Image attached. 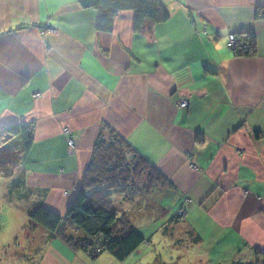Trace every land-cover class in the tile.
I'll return each mask as SVG.
<instances>
[{"label": "crops", "instance_id": "obj_1", "mask_svg": "<svg viewBox=\"0 0 264 264\" xmlns=\"http://www.w3.org/2000/svg\"><path fill=\"white\" fill-rule=\"evenodd\" d=\"M163 2L168 18L138 31L130 9L99 30L96 10L77 0H0V129L26 124L33 135L0 175L1 196L23 215L16 224L40 205L65 214L100 132L113 130L164 178L110 190L146 238L124 259L90 257L35 226L38 236L12 241L33 250L21 264H165L151 256L158 232L205 263L264 253V17L254 16L264 0ZM247 32L254 53L235 55L229 35Z\"/></svg>", "mask_w": 264, "mask_h": 264}, {"label": "trees", "instance_id": "obj_2", "mask_svg": "<svg viewBox=\"0 0 264 264\" xmlns=\"http://www.w3.org/2000/svg\"><path fill=\"white\" fill-rule=\"evenodd\" d=\"M82 7L97 12L96 28L110 30L118 11H133L134 30L151 29L165 21L169 12L163 0H77ZM254 16L264 17V6L257 5ZM236 36V35H235ZM255 40L250 32L236 36L230 47L235 55L254 53ZM33 143L30 125L13 124L0 129V175L9 176L29 153ZM145 174L146 189L161 184L164 178L138 152L113 130L99 133L82 181L63 216L40 205L28 215L27 228L40 226L48 237H58L73 250L90 257L107 251L122 260L146 238L132 225L125 213L118 214L110 190L125 193L136 185L135 178ZM128 196H124L126 199ZM99 249V250H96ZM251 263L264 264V253L255 251Z\"/></svg>", "mask_w": 264, "mask_h": 264}, {"label": "rangeland", "instance_id": "obj_3", "mask_svg": "<svg viewBox=\"0 0 264 264\" xmlns=\"http://www.w3.org/2000/svg\"><path fill=\"white\" fill-rule=\"evenodd\" d=\"M1 180L2 177L0 176V181ZM144 180L145 174L142 173L135 178L138 184H143ZM22 216L20 209L17 206L8 205L7 201L3 199L0 194V264H21V260H23L21 258L24 256L23 253H26L27 256L34 254L31 247H25L26 244L20 242L15 245L14 242L12 243L14 237L19 240L24 239L26 236L33 237L39 234V230L33 232L34 230H30L26 226H23L21 229L20 226L16 224ZM132 217L133 219L136 218L135 222L139 221L137 215L133 214ZM145 232L147 233V231ZM151 242V256L154 257V254H156L164 260L165 264H214V262L211 263V261L207 263L199 261L195 258L189 243L176 242L169 234L164 237L162 232L155 233L153 237H151ZM31 243L32 242H30V244ZM4 253L8 255V257H6ZM10 255H15L16 258H10ZM27 264H29V262Z\"/></svg>", "mask_w": 264, "mask_h": 264}, {"label": "built area", "instance_id": "obj_4", "mask_svg": "<svg viewBox=\"0 0 264 264\" xmlns=\"http://www.w3.org/2000/svg\"><path fill=\"white\" fill-rule=\"evenodd\" d=\"M236 41V36L234 34H230L228 37V46L231 47L233 45V43ZM38 93H34L33 96H37ZM187 104V100L186 99H181L179 101V106L180 107H185ZM62 132L65 134L66 136V143L68 145V148L70 149V151H72L74 144H73V140L72 138L69 136V128L68 127H62ZM99 250V249H96Z\"/></svg>", "mask_w": 264, "mask_h": 264}, {"label": "clouds", "instance_id": "obj_5", "mask_svg": "<svg viewBox=\"0 0 264 264\" xmlns=\"http://www.w3.org/2000/svg\"><path fill=\"white\" fill-rule=\"evenodd\" d=\"M229 47V46H228ZM64 134V133H63ZM65 135V134H64ZM69 136H70V132H69ZM66 137V136H65ZM67 144V143H66ZM73 144H74V142H73ZM68 146V145H67Z\"/></svg>", "mask_w": 264, "mask_h": 264}]
</instances>
